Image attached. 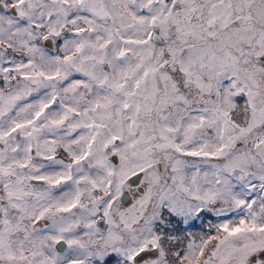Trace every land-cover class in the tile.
<instances>
[{
  "label": "snow or ice",
  "instance_id": "snow-or-ice-1",
  "mask_svg": "<svg viewBox=\"0 0 264 264\" xmlns=\"http://www.w3.org/2000/svg\"><path fill=\"white\" fill-rule=\"evenodd\" d=\"M0 264H264V0H0Z\"/></svg>",
  "mask_w": 264,
  "mask_h": 264
}]
</instances>
